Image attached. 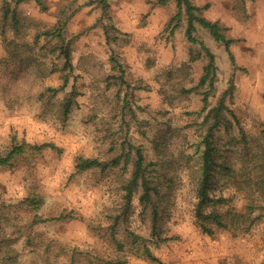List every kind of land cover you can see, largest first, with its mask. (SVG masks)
Segmentation results:
<instances>
[{"label": "rangeland", "instance_id": "rangeland-1", "mask_svg": "<svg viewBox=\"0 0 264 264\" xmlns=\"http://www.w3.org/2000/svg\"><path fill=\"white\" fill-rule=\"evenodd\" d=\"M45 1V11L33 1L20 3V32L7 27L5 41L0 35V154L13 135L18 142L53 143L55 148L27 149L10 166H0V204L28 224L35 211L27 198L40 199L36 212L41 217L72 213L73 218L24 229L30 233L12 243L18 264H41L37 247L47 244L84 252L77 264H88L87 252L124 264H264V197L255 193L251 216L234 219L235 213L247 214V191L230 180L221 182L213 195L222 193L226 199L217 209L226 215L227 226L207 223L212 231L205 232L199 225L193 157L200 132L193 112L201 109V94H179L165 81L166 71L188 57L185 14L175 28L174 22L167 26L176 12L175 1L109 0L110 22L119 29L109 33L115 35L109 44L103 30L108 20L96 0ZM191 1L207 4L201 14L218 19L227 27L226 36L236 39L230 46L233 69L223 45L195 23L194 35L214 53L217 67L209 107L223 94L246 134L241 140L236 125L231 131L235 141L230 142V157L238 173L243 145L264 149V0ZM1 6L2 0L0 27ZM64 21L62 37L70 41L71 66L64 65L55 48L61 43L56 37L41 35L34 42L36 33ZM194 49L201 51L198 44ZM204 60L190 66L186 87L198 78ZM65 76L62 90L46 91L60 87ZM71 89L73 104L64 117L60 105ZM167 123L174 129L168 159L176 156L181 162L169 166L167 175L173 181L153 224L149 208L144 211L139 202L140 188L125 210L123 186L130 178L135 148L142 149L146 162L155 160L151 140ZM80 155L102 161L120 157V162L106 171H76ZM127 231L139 239L133 243ZM29 235L31 246L25 243ZM145 246L154 260L144 254Z\"/></svg>", "mask_w": 264, "mask_h": 264}, {"label": "trees", "instance_id": "trees-1", "mask_svg": "<svg viewBox=\"0 0 264 264\" xmlns=\"http://www.w3.org/2000/svg\"><path fill=\"white\" fill-rule=\"evenodd\" d=\"M33 1L42 11L47 9L45 0H14V4L11 5L9 0H2L1 17L3 24L0 27V35L3 41L6 40V28L9 27L13 33H18L21 30L22 22L20 12L18 11V5L22 2ZM166 0H158V3H164ZM176 5V12L170 17L167 22V26L171 24L175 28L178 24L181 15L185 14L186 27L185 37L189 44L187 49V59L181 62L176 69L169 68L165 74V81L179 94L196 93L201 94L202 106L198 112L195 113L197 119L195 126L199 130V139L194 146V161L197 164V174L195 178L196 183V197L197 202L195 206L196 216L199 219V225L205 232H211V228L207 227L208 224H212L216 227H226L228 219L226 215L217 209V206L222 205L225 202L224 196L219 194L213 195V192L218 187H221V182L228 180L232 181L236 186L243 187L247 191L248 206L247 214H233L235 219L241 216H251L253 208L255 206V200L257 197H264V149H249L247 144L243 145L240 150L239 170L238 173L233 166V162L230 157V149L233 147L235 139L231 136L233 126L236 125L239 129L240 139H246V134L240 126L239 120L232 109H230L224 100V95H220L216 103L209 107L208 96L213 93L215 80H216V63L214 53L207 47L201 40L195 37L196 31L195 23L199 24L202 28L206 29L209 35L223 45L225 52L229 58L232 68L236 67L234 55L230 49L231 44L236 40L226 36L227 27H225L218 19H208L203 16L202 10L207 8V4L198 6L192 3L191 0H174ZM96 3L101 8V13L107 18L108 23L103 25V30L106 36V42L109 44V39H114L115 35L110 36V32L119 31L113 23L108 14L109 0H96ZM79 8L77 6L74 11ZM68 16L67 18H69ZM65 21L55 29H49L41 33H36L34 42L38 43L40 36H53L61 43L58 47L60 54L64 58V65L71 66V51L68 46L69 40L63 42L62 31ZM198 44L200 50H195L194 45ZM31 48V47H30ZM205 59L201 66V72L197 79L193 81V84L186 87L185 82H190L189 70L190 66L198 59ZM182 73V75H181ZM68 81L67 76L63 77V82L60 87H47L46 91L51 94L62 90L66 86ZM74 89L66 95L61 102V111L64 117L68 116L73 104ZM174 129L170 125L165 124L157 128L154 137L151 140L152 149L155 153V160L145 161V156L140 147L135 148V156L133 160V168L130 172V178L126 180L123 186L124 189V207L128 211L131 203L133 192L137 189H141L139 195V202L143 206L144 211L149 208L151 222H156L157 213L162 202V199L167 195L171 188L173 179L168 177L167 172L169 166H175L177 162H181V159L176 156L172 159H168L167 155V143L169 137L173 134ZM264 136V129L260 132ZM232 144H231V143ZM45 147L55 148L53 143L42 144H30L25 141L18 142L16 137H11L9 148L5 153L0 154V166H10L17 156L21 155L27 149L41 150ZM127 154L125 155V160ZM185 158V157H184ZM187 158V159H186ZM185 162L188 163L190 157L186 156ZM171 160V161H170ZM120 162V157H115L109 161H102L95 157L77 156L75 158L74 167L76 171H84L87 169L97 168L101 171H106L111 167L117 166ZM183 164H185L183 162ZM150 168V169H149ZM153 171L155 175H150ZM164 179H160V178ZM167 180V181H165ZM165 181V185L164 182ZM257 194V197L254 194ZM40 199L27 198L24 201L27 202L35 211L31 217L29 224L23 223L21 217L15 214L12 210L1 207L0 204V264H18L17 251L13 248L12 243L20 238L23 234H29L30 230H24L32 227L35 224L47 222L50 220H63L67 218H73L72 213H61L60 215L47 218L41 217L36 211L39 206ZM22 222V224H21ZM28 224V225H27ZM21 225V226H20ZM22 231L24 233H22ZM128 236L132 238V242L138 240V235L127 231ZM32 235H29L25 240L27 245H32ZM117 247H121L119 241L114 238ZM40 252L36 253V256L41 260V264H77L79 258L77 256L84 254L77 249H66L63 245L58 244L50 246L49 244L44 247H37ZM144 254L150 259H155L150 250L145 246ZM88 257V264H124V261L120 259H107L101 256H96L91 253H85Z\"/></svg>", "mask_w": 264, "mask_h": 264}]
</instances>
